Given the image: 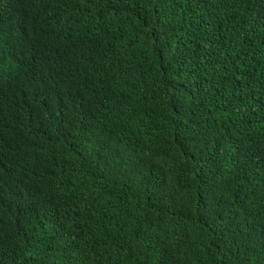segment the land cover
Returning a JSON list of instances; mask_svg holds the SVG:
<instances>
[{
  "label": "trees",
  "instance_id": "obj_1",
  "mask_svg": "<svg viewBox=\"0 0 264 264\" xmlns=\"http://www.w3.org/2000/svg\"><path fill=\"white\" fill-rule=\"evenodd\" d=\"M0 264H264V0H0Z\"/></svg>",
  "mask_w": 264,
  "mask_h": 264
}]
</instances>
